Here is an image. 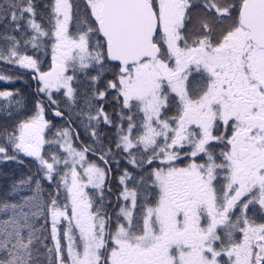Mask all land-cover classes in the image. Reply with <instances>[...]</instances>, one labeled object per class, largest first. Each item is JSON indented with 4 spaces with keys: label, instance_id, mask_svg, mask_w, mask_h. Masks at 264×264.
Instances as JSON below:
<instances>
[{
    "label": "snow or ice",
    "instance_id": "snow-or-ice-1",
    "mask_svg": "<svg viewBox=\"0 0 264 264\" xmlns=\"http://www.w3.org/2000/svg\"><path fill=\"white\" fill-rule=\"evenodd\" d=\"M0 264H264V0H0Z\"/></svg>",
    "mask_w": 264,
    "mask_h": 264
}]
</instances>
